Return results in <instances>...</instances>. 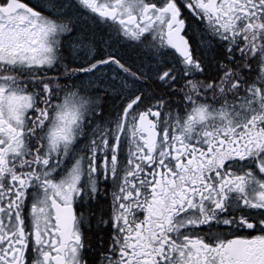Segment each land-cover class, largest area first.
Here are the masks:
<instances>
[{
	"label": "snow or ice",
	"instance_id": "snow-or-ice-1",
	"mask_svg": "<svg viewBox=\"0 0 264 264\" xmlns=\"http://www.w3.org/2000/svg\"><path fill=\"white\" fill-rule=\"evenodd\" d=\"M0 264H264V0H0Z\"/></svg>",
	"mask_w": 264,
	"mask_h": 264
}]
</instances>
